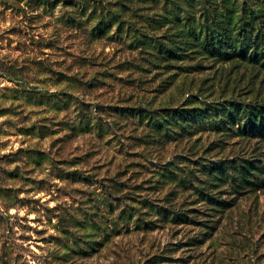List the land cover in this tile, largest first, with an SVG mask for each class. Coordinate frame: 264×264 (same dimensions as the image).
<instances>
[{
    "label": "rangeland",
    "instance_id": "1",
    "mask_svg": "<svg viewBox=\"0 0 264 264\" xmlns=\"http://www.w3.org/2000/svg\"><path fill=\"white\" fill-rule=\"evenodd\" d=\"M223 1L0 0V264H264V0Z\"/></svg>",
    "mask_w": 264,
    "mask_h": 264
},
{
    "label": "trees",
    "instance_id": "2",
    "mask_svg": "<svg viewBox=\"0 0 264 264\" xmlns=\"http://www.w3.org/2000/svg\"><path fill=\"white\" fill-rule=\"evenodd\" d=\"M222 3H224V1L222 0ZM226 8V7H225ZM217 10V9H216ZM264 16H262L263 18ZM193 19V16L192 18ZM201 19V18H200ZM194 20V19H193ZM264 20V19H263ZM262 20V21H263ZM190 20H187V22H189ZM191 23V22H190ZM190 23L188 24V28L190 27ZM204 25H200L198 27L199 31H198V34L196 33V30L195 28L192 30L191 27V31L188 30V32L192 33L193 35V42H192V48L194 50H196L195 53H198V52H206L208 49H210L211 51H216L218 48H222L223 45H226L227 44V38H223L221 36V34L219 33H215L214 34H209L207 35L206 34V30L204 31ZM187 32V33H188ZM237 43L233 41V48H235V45ZM198 51V52H197ZM209 51V50H208ZM202 53H198L199 55H202ZM235 53L234 52H227L226 54H224L223 56L221 55H216V54H211L212 58L214 61H218V62H230V61H234L235 60ZM240 60H243V61H248L249 63H252L253 60L252 58L250 59H247L245 57V55H240ZM169 62H174V63H182L181 61H184L182 58H179L178 56H172L169 58V60H167ZM256 61V59H255ZM198 66H201L200 65V62L197 63ZM177 76V74H172L171 77H169V79H173ZM172 84H170L171 86ZM196 98L203 100V98L201 96H197ZM194 102H197L196 100L194 99H191V97L188 95L187 96V99L184 100V102L182 103L180 109H177V108H171V107H168V105H164V104H161L159 106V109L158 111H155L154 112V116L155 118L153 119L152 116H142V117H145L146 119H150V121H155L154 123H152V126L153 127H156V132H158L159 130H161V132H165V136H168L169 132H173L174 134H176L175 132V129L177 130H180L181 132H184L186 131L185 128H189V122H194V123H202L205 119H207L208 117L206 116L207 114H204L203 115V111L204 110H207L208 108H205L204 110L202 109H198V108H187L188 106L190 105H193ZM187 106V107H186ZM241 109V108H240ZM239 109H237L238 111ZM234 112V113H237ZM224 113H228V115L230 116V110L227 111H224ZM239 114V111L238 113ZM259 114H261V116H259V119H258V122L256 123L257 121V117H255L256 115L258 116ZM240 115V114H239ZM243 117H244V121L246 123L249 124V126L251 127V129L254 131L252 132L253 134L251 135H254L256 137H260V138H263L264 139V118H263V115H262V112L260 110H255V111H252L250 110L249 112H245L243 114ZM141 118V116H140ZM242 118H237L235 115L234 117L231 119V125H239L240 124V121H241ZM216 123H219L217 120H214ZM244 124L243 126V131L246 132L247 131V124ZM229 124V123H227ZM213 127H216V126H213ZM176 135H180V134H176ZM242 175L244 176L245 174L242 172Z\"/></svg>",
    "mask_w": 264,
    "mask_h": 264
}]
</instances>
